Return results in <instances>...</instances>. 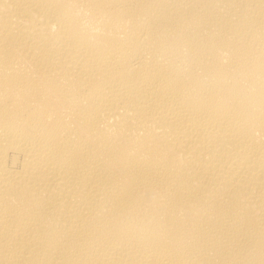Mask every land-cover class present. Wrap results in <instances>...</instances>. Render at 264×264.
<instances>
[{
  "label": "bare ground",
  "instance_id": "bare-ground-1",
  "mask_svg": "<svg viewBox=\"0 0 264 264\" xmlns=\"http://www.w3.org/2000/svg\"><path fill=\"white\" fill-rule=\"evenodd\" d=\"M0 264H264V0H0Z\"/></svg>",
  "mask_w": 264,
  "mask_h": 264
}]
</instances>
